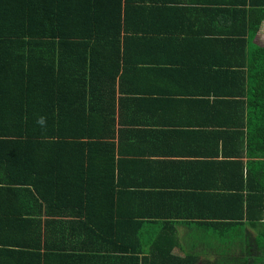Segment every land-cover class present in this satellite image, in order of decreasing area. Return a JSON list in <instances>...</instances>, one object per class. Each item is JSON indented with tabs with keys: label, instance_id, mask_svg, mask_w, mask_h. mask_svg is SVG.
I'll use <instances>...</instances> for the list:
<instances>
[{
	"label": "trees",
	"instance_id": "trees-1",
	"mask_svg": "<svg viewBox=\"0 0 264 264\" xmlns=\"http://www.w3.org/2000/svg\"><path fill=\"white\" fill-rule=\"evenodd\" d=\"M125 1L128 7L123 11V0H0V145L4 150L14 147L7 157L0 151V161L3 166L5 161L16 165L14 174H23L33 167L31 184L38 193L46 194L53 191V182L61 172L60 162H85L95 156L115 158V144L104 140L113 136L114 127L99 126L98 122L105 119L114 124L117 109L121 117L134 120L136 100L141 97L149 96L146 105L153 111L156 105L150 102L152 96L194 92L201 96L229 95L233 109L242 107L248 119H224L226 126L233 127L230 138L238 142H225L223 154L235 158L215 163L223 168L228 162L237 166L239 172L234 177L238 175L240 186H223L225 192L235 195L211 193V185L209 191H200L190 182L185 186L188 192L166 193L179 204L175 207L169 203L163 214L157 204L163 203L159 198L161 191L128 193L137 195L131 207L141 204L143 210L139 213L144 220H161L156 227L162 233L168 234L179 222L193 227L202 239L214 238L216 234L227 243L225 233L228 238L234 237L233 244H226L218 254L219 261L224 262L220 264H264V49L251 47L247 53L245 44H241L237 59L231 61L229 54H233V49L226 45L231 43L228 39L220 40L223 44L219 47L212 44V39L205 40L222 33L219 27L196 28L173 19L161 28L157 18L158 26L154 28L157 24H148L143 17L145 25L140 27L144 33H182L180 41L191 47L192 54L195 52L202 59L206 56L207 69L203 61L199 65L204 71V84L188 89L181 85L171 90L162 88L158 86L160 76L172 71L171 53L179 45L169 51L160 39L150 45L143 38L130 42L126 35L134 31L131 20L136 18V10H145L139 3L147 0ZM176 12L177 9L172 11V15ZM254 13L258 14L255 20ZM263 18L264 9L253 10L240 33L255 36ZM241 40L242 43L245 38ZM138 41L140 45L136 46ZM221 46L223 50L219 52ZM157 49H163V55L159 56ZM11 64L14 71L8 67ZM40 117L46 118V130L37 124ZM25 147L26 152L22 150ZM245 156L251 159L246 166L242 160ZM115 182L111 188L120 186ZM8 184L6 191L21 190L15 183ZM37 206L41 209L40 203ZM173 235V240L163 242L174 245V231ZM193 238L199 241L194 232Z\"/></svg>",
	"mask_w": 264,
	"mask_h": 264
},
{
	"label": "crops",
	"instance_id": "crops-1",
	"mask_svg": "<svg viewBox=\"0 0 264 264\" xmlns=\"http://www.w3.org/2000/svg\"><path fill=\"white\" fill-rule=\"evenodd\" d=\"M123 1L124 11L128 6ZM222 1L223 4L221 0H147L139 3L145 10L135 11L136 18L131 20L134 31L131 30L126 38L130 42L143 38L145 42L149 41L147 45L160 39L163 48L169 51H173L170 47L179 45L171 53L172 71L160 76L162 81L158 86L171 90L180 85L187 89L202 85L204 71L199 65L203 61L207 69L208 64L206 56L202 59L195 52L192 54L191 47L181 43L182 33L169 30L164 34L148 35L140 27L145 25L144 21L156 23L154 28L158 26L157 18H160L161 28L173 19L189 26L196 25V28L219 27L222 33L205 40L212 39V44L219 47L223 44L220 40L228 39L231 43L226 45L230 44L228 48L233 49V54H229L231 61L237 59L241 44H245L247 53L251 47L264 49V18L255 36L240 33L249 14L264 9V0ZM176 9L178 14L173 16L172 11ZM253 16L255 20L258 14ZM196 19L199 21L195 22ZM241 37L245 38L242 43ZM135 45H140V41ZM222 46L219 52L223 50ZM157 50L159 56L163 55V49ZM8 67L15 70L13 64ZM186 95L152 96L150 102L156 105L153 111L146 105L149 96L141 97L140 101L136 100L134 120L121 117L118 109L114 124L101 119L99 126L114 127L111 129L113 136L104 140L115 144V158L107 160L95 156L85 162H60L58 169L61 172L53 182V191L48 190L46 194L38 193L31 184L33 167L22 171L23 174L21 171L14 174L16 165L5 161L3 166L0 161V264L220 263L218 254L225 250L224 245L209 243L210 239L216 241V234L214 238L202 239L193 227L179 222L168 234L162 233V229L156 227L161 220L156 223L155 220H144L139 213L143 206L137 203L138 206L131 207L137 195L133 197L128 193L161 191L159 198L163 203L157 204L163 214L169 203H174L175 207L179 204L166 193L188 192L185 186L190 182L200 191H209L207 188L211 185V193L235 195V192H225L223 186L224 183L240 186L238 175L234 177L239 172L237 166L228 162L223 168L216 163L235 158L224 157L223 148L227 142H238L230 138L233 127L226 126L224 119L230 116L247 120V111L243 114L242 107L234 110L233 98L229 95L201 96L195 92ZM128 97L137 99L136 96ZM13 150L12 146L4 150L0 145L5 157ZM242 160L246 166L251 159L245 156ZM53 179L52 176L50 181ZM114 181L121 183L120 186L116 184L111 188ZM9 182L21 190L6 191ZM135 184L144 187L135 188ZM173 231L175 244L165 243L173 240ZM193 232L198 235V242L194 240Z\"/></svg>",
	"mask_w": 264,
	"mask_h": 264
},
{
	"label": "rangeland",
	"instance_id": "rangeland-1",
	"mask_svg": "<svg viewBox=\"0 0 264 264\" xmlns=\"http://www.w3.org/2000/svg\"><path fill=\"white\" fill-rule=\"evenodd\" d=\"M256 235H257V232H256ZM225 236H227V243L224 242L225 239L222 236H220V237L219 236H216V241H213L212 239L209 240L210 245L221 244V245H224L225 246L226 244L228 245L229 243H232L233 244V241L235 240V238L232 237V236L230 238H228V233H225ZM244 253L248 255V252L247 251H244ZM240 256L242 257V259L244 257H246V255L244 257L242 255H239L238 257H240ZM255 257H256V259H258V255H256ZM248 259H250V258H248ZM220 263H224V262H220ZM225 264H228V263H225Z\"/></svg>",
	"mask_w": 264,
	"mask_h": 264
},
{
	"label": "clouds",
	"instance_id": "clouds-1",
	"mask_svg": "<svg viewBox=\"0 0 264 264\" xmlns=\"http://www.w3.org/2000/svg\"><path fill=\"white\" fill-rule=\"evenodd\" d=\"M37 124L41 126L42 129L46 130V118L45 117H40L37 120Z\"/></svg>",
	"mask_w": 264,
	"mask_h": 264
}]
</instances>
